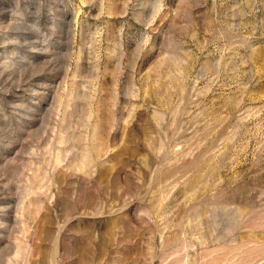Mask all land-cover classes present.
I'll use <instances>...</instances> for the list:
<instances>
[{
    "label": "rangeland",
    "instance_id": "1",
    "mask_svg": "<svg viewBox=\"0 0 264 264\" xmlns=\"http://www.w3.org/2000/svg\"><path fill=\"white\" fill-rule=\"evenodd\" d=\"M0 264H264V0H0Z\"/></svg>",
    "mask_w": 264,
    "mask_h": 264
}]
</instances>
